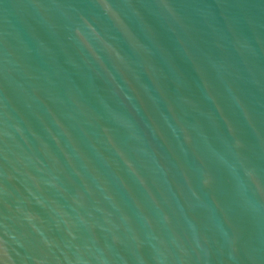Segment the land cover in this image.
I'll return each mask as SVG.
<instances>
[{
  "label": "water",
  "instance_id": "1",
  "mask_svg": "<svg viewBox=\"0 0 264 264\" xmlns=\"http://www.w3.org/2000/svg\"><path fill=\"white\" fill-rule=\"evenodd\" d=\"M0 264H264V0H0Z\"/></svg>",
  "mask_w": 264,
  "mask_h": 264
}]
</instances>
